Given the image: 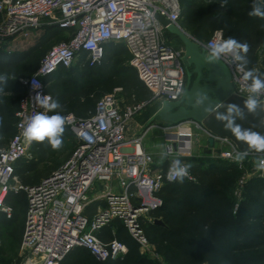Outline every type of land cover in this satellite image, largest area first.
<instances>
[{
    "label": "built area",
    "instance_id": "obj_1",
    "mask_svg": "<svg viewBox=\"0 0 264 264\" xmlns=\"http://www.w3.org/2000/svg\"><path fill=\"white\" fill-rule=\"evenodd\" d=\"M181 14L179 0H0V41L43 26L70 35L50 48L31 75L20 79L25 93L15 112L16 131L8 144L0 147V213L7 218L12 215V208L5 203L11 192L22 190L27 202L16 264H60L76 248L100 260L123 257L128 252L124 242L115 237L103 241L98 236L114 221L141 251H147L144 215L161 206L157 192L164 182L175 180L168 179L169 168L156 167L153 155L142 146V138L153 125L127 137L128 122L141 105L122 109L114 95H106L86 117L67 114L65 126L73 133L76 145L70 156L38 183L20 184L14 165L31 158V142L23 136L22 125L37 113L47 114L48 110L34 99L38 93L51 98L43 80L78 61L83 66L97 65L106 43L123 44L138 78L160 104L179 100L187 78L181 62L184 49L169 44L159 18L183 29ZM223 40L222 31L216 30L207 42L195 41L207 54L208 47ZM220 61L231 75L234 93L264 101V92L257 95L248 91L252 81L244 79L247 70L238 69L240 62L234 54H226ZM33 81L40 87L34 88ZM157 127L165 131L161 156L169 166L173 159L185 163L183 158L191 156L195 130L210 137L194 121ZM213 141L225 148L213 150L212 157L234 164L241 172L233 190L236 210L246 183L264 180V172L255 166L256 158L264 157V153L249 152L243 162H238L235 154L240 151L233 143L224 138ZM185 179L194 177L189 172Z\"/></svg>",
    "mask_w": 264,
    "mask_h": 264
},
{
    "label": "trees",
    "instance_id": "obj_2",
    "mask_svg": "<svg viewBox=\"0 0 264 264\" xmlns=\"http://www.w3.org/2000/svg\"><path fill=\"white\" fill-rule=\"evenodd\" d=\"M209 1L222 6L228 4L229 10L233 11L241 22V27L233 30L229 29L228 16L222 15L218 6L213 7L210 5L198 11V6L190 4L186 10L183 2L179 0L182 7L181 27L184 29L185 25L190 30L194 28L191 23L194 12L185 18L187 11L191 10L198 14V28L194 29V33L198 36H196L198 41L205 43L214 31L221 30L224 39L233 36L238 42L247 43L249 51L246 54L247 63L245 69L250 71L251 65L256 61V53L262 46V41L259 35L256 34L255 28L264 29L263 19L249 16L252 6H245L246 0ZM211 30L212 32L208 33ZM166 33L165 35H167ZM58 35L64 36V39L60 41H66L70 37L65 31L53 29L38 44L22 51L6 52L0 46V75L8 77L7 85H0V88L3 89L0 91V96H18H10L0 100V147L6 146L15 134V112L18 109L19 98L25 93V88L20 82V79H22L20 78L21 74H19L17 68L29 58L35 57L36 53L42 50L46 43H49L50 40ZM172 37L175 36L168 34L169 40ZM6 41L7 38L1 40V45H5ZM112 44L117 43L104 44V51L110 50ZM172 46L178 49L181 47V43L179 46ZM240 55L243 56L244 53H240ZM83 58L84 56H81L80 61ZM239 62L240 64L244 63V61ZM76 66L81 70L79 73L82 75L89 74V71L94 67L83 66L78 61L69 68L59 69L54 75L44 79L43 82L46 85V92L51 95V100L58 101L61 105L59 109L55 110L56 112L66 116L70 113L69 111L74 109L75 112L73 114L75 116L86 117L94 112L96 106L86 105L79 107V102H74L69 107L68 93L59 91V88L64 86L66 82H63L60 78H53L60 72ZM131 79L135 81L127 82L128 91L134 87L143 86L135 71L132 73ZM52 114L54 113L47 111V115ZM70 135L74 137L71 130L65 126L62 141L64 142ZM6 140H8L7 144H5ZM51 149L47 140L44 142H31L29 148L31 158L21 159L14 165L15 175L19 178L22 185L38 183L52 172L46 175L36 172L37 166L46 160V155ZM187 158H183L186 164ZM163 167L164 170H167L169 164L164 163ZM189 172L194 177V180L184 178L183 182L179 180L173 182L165 181L157 192L162 204L159 208L152 210L150 215L154 220L161 221L162 224L152 222L147 228L143 226L147 238L148 232L155 237L157 242L165 246L164 249H161V255L164 260L168 264H218L219 261L227 264H264V236L260 243L256 245L249 233L240 227V223H242L246 224L253 233L264 231V180L253 179L246 183L241 204L247 205L248 209L242 215V220H239L238 213L234 210L235 200L228 193V188L222 187L221 183H210L213 178L230 174L235 178V184L241 172L234 164L219 160L210 163L206 167L192 165ZM31 173H34V175L29 176ZM5 203L8 206L11 205L12 209L19 207L25 216L27 202L22 190L9 193ZM17 221L18 218L14 215V212L9 218L0 213V230L14 226ZM114 227H120V229L112 235ZM20 231L22 233L23 228ZM98 236L103 241L115 237L127 245L128 252L123 257L100 260L86 250L76 248L60 264H157L155 260L140 255L137 243L127 235L117 221L100 230Z\"/></svg>",
    "mask_w": 264,
    "mask_h": 264
},
{
    "label": "rangeland",
    "instance_id": "obj_3",
    "mask_svg": "<svg viewBox=\"0 0 264 264\" xmlns=\"http://www.w3.org/2000/svg\"><path fill=\"white\" fill-rule=\"evenodd\" d=\"M186 7L191 4H195L198 6V11L202 10L204 7L213 6L221 10L222 15L228 16L229 25L228 28L233 30L241 27V22L237 18L236 14L233 11H230L227 5L210 3L209 0H181ZM257 2V0H246L245 6H253V4ZM185 12V11H184ZM194 12V14H193ZM192 15V26L194 27L192 30L188 29L187 26L184 25V31L189 34L193 39L197 40L196 34L194 33V29L198 28L197 16L195 11L188 10L185 14V18L188 15ZM264 22V19H263ZM219 28V27H217ZM167 32V31H166ZM209 31L208 33H211ZM256 34L259 35L262 46L256 53V61L250 67L251 70L257 69L258 71L254 72V75L258 78L264 80V29H260L259 27L255 28ZM166 37L168 38V34L166 33ZM172 35V34H171ZM210 35V34H209ZM198 37V36H197ZM64 39L63 35H58L54 37V39L50 40L42 50L36 53L35 57L29 58L24 63H22L18 68L19 74H21L20 78L27 77L30 75L40 64L41 60L44 58L46 53L52 48L58 41ZM227 39V37H226ZM169 40V39H168ZM170 45L179 46L180 43L176 37H172L169 40ZM1 48L9 52L14 49L15 46L9 45H0ZM13 52V51H12ZM105 52V51H104ZM129 56L125 51L122 44H112V48L106 51L101 59V61L94 66L87 75H82L79 73L81 71L77 66L71 69L65 70L53 76V78H60L66 84L59 88L60 92L68 93V106L71 107L74 102H79V107L86 105H97L99 99L106 95H114L119 105L122 109H125L130 106L141 105V108L133 115L132 119L128 122V135H133L137 132L141 133L151 125L150 129H148V133L146 134V142H150V145L154 148L158 147L162 141V130L157 126H162L169 124L167 121L161 120L160 118H156L153 121H150L153 114L160 108L161 104L152 97L151 93L146 89V87H134L131 90H127V82H134L135 80L131 79L132 73L135 69L129 63ZM136 72V71H135ZM138 77V76H137ZM51 82V81H50ZM51 84V83H50ZM50 86V85H49ZM18 97L15 95H2L0 96V100H4L8 97ZM71 114L75 112V110L69 111ZM69 113V114H70ZM8 140H6L7 144ZM214 141L211 146H213ZM75 146V139L72 135L67 137L65 141L62 143V147L58 150H49L46 155V160L37 166V173L42 175L49 174L51 171L55 170L61 163H63L71 154L72 150ZM216 146V147H215ZM215 146L210 147L209 144L202 139L200 145L195 142L193 147V153L187 159V164L206 167L210 163H214L219 161L217 158L212 157V152L215 150L221 151L224 149V145L220 142L215 141ZM209 161V162H208ZM36 174V173H35ZM34 173H31L29 176H33ZM198 179V177H196ZM235 178H233L230 174L220 175L216 178L210 180V183H221L222 187L228 188V193L232 195L234 198L233 190L235 187L234 184ZM20 184H22L18 178ZM232 189V191H231ZM235 205H236V199ZM242 201L240 200L236 207V212L239 220H242L241 217L245 213V210L248 209L247 205H242ZM234 205V210H235ZM10 207H12L10 205ZM13 208V207H12ZM14 215L18 218L17 223L9 228H2L0 230V264H16L20 260V241L22 230L24 226V213L20 210L19 207L12 209ZM145 219L143 221V226L147 228L149 224L154 221V218L150 215V212L146 213ZM241 222V221H239ZM264 226V223H263ZM240 227L249 233V236L252 237L254 244L258 245L260 241L263 239L264 231L261 233H253L248 229L246 224L240 223ZM120 227H114L112 232H117ZM260 234V235H259ZM146 235V234H145ZM148 235V247L147 251H141L139 249L140 255L151 258L157 262V264H168L164 257L161 255V249H164L165 246L156 241L155 237L152 234ZM139 248V247H138ZM256 250V249H255ZM207 264V263H203ZM218 264H227L223 261H219Z\"/></svg>",
    "mask_w": 264,
    "mask_h": 264
},
{
    "label": "water",
    "instance_id": "obj_4",
    "mask_svg": "<svg viewBox=\"0 0 264 264\" xmlns=\"http://www.w3.org/2000/svg\"><path fill=\"white\" fill-rule=\"evenodd\" d=\"M164 29L177 37L184 49L181 62L186 69V85L180 99L177 101H163L160 108L153 114L150 121L156 118L170 124L185 121L199 123L210 137L212 145L214 138H224L234 144L240 152L248 150L247 144L237 140L225 128L226 121L217 119L218 114L228 115L229 105L239 109L230 114L234 124L241 126V131L251 130L264 135V101L257 103L255 111L250 112L245 107L248 98L237 95L233 91L231 75L223 62H209L207 54L199 44L183 29L176 28L164 18H159ZM249 152H255L249 150ZM162 224L159 220L153 221Z\"/></svg>",
    "mask_w": 264,
    "mask_h": 264
},
{
    "label": "clouds",
    "instance_id": "obj_5",
    "mask_svg": "<svg viewBox=\"0 0 264 264\" xmlns=\"http://www.w3.org/2000/svg\"><path fill=\"white\" fill-rule=\"evenodd\" d=\"M249 16L264 19V0H257V2L253 4ZM248 51L249 45L247 43L238 42L233 36H229L222 42L215 43L208 47L206 59L209 62H219L222 56L226 54H234V59L236 61H244V63L237 65L238 69L244 72L247 63L246 54ZM240 53H244V55L241 56ZM256 71L258 70L253 69L244 72V79H251L252 81L248 91L259 95L261 92H264V80L254 75V72ZM261 75H264V73ZM7 82L8 77L6 75H0V85L6 86ZM33 86L34 88H39V82L33 81ZM2 90L3 89L0 88V91ZM34 99L38 104L54 114L47 115L46 113L41 112L29 117L26 123L22 125V134L29 142H44L47 140L53 150H58L62 147V135L65 132V125L67 123V118L55 111L56 109H59L61 105L58 101L51 100L50 97L42 98L39 93ZM257 103H259L257 99H253L249 96L245 102V107L250 112H254ZM234 110L239 113V109L235 105H229L227 109L228 115L218 114L217 119L220 121H226L225 128L228 129L237 140L247 144L248 150L237 152L235 154V160L243 162L248 156L249 150H254L257 153H264V135L251 130L241 131V126L234 124V121L230 119V114ZM255 166L258 171L264 172V157H257L255 160ZM190 168V164L182 163L180 159H173L168 169V179L170 181L179 180L180 182H183L184 178L189 175Z\"/></svg>",
    "mask_w": 264,
    "mask_h": 264
},
{
    "label": "crops",
    "instance_id": "obj_6",
    "mask_svg": "<svg viewBox=\"0 0 264 264\" xmlns=\"http://www.w3.org/2000/svg\"><path fill=\"white\" fill-rule=\"evenodd\" d=\"M0 20H1V16H0ZM51 30H53V29L49 28V27H45V26H43L39 29H28L25 32H22V33H19L17 35H14L12 37L7 38V41L4 44L9 45V46H15V48L10 50L9 52L22 51V50H25L31 46L38 44L41 40H43L47 36V33L51 32ZM64 35H66V34H64ZM0 45H1V43H0ZM139 132H137L133 135H128V131H127V137L128 138L133 137V136L139 134ZM147 133H148V131L145 133L144 137L142 138V146L147 152H149L153 155L156 167L162 168L164 166V159L161 156V151H162V147L165 143V134H164L165 131L162 130V132H161L162 141L159 144V146L156 148L152 147L150 145V142L145 141L146 140L145 137H146ZM195 133L197 134V138H196L195 142H197L198 145H200L202 139H204L209 144L208 137L204 133H202L198 130H195ZM209 146L212 147L210 144H209ZM213 146H215V142H214ZM193 147H194V145H193ZM224 148H225V146H224ZM191 153H193V148H192Z\"/></svg>",
    "mask_w": 264,
    "mask_h": 264
},
{
    "label": "flooded vegetation",
    "instance_id": "obj_7",
    "mask_svg": "<svg viewBox=\"0 0 264 264\" xmlns=\"http://www.w3.org/2000/svg\"><path fill=\"white\" fill-rule=\"evenodd\" d=\"M186 85V84H185Z\"/></svg>",
    "mask_w": 264,
    "mask_h": 264
}]
</instances>
